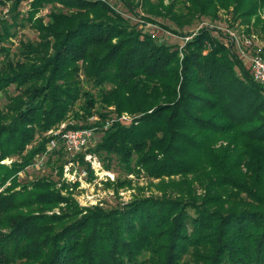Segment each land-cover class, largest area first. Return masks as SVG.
<instances>
[{
    "label": "trees",
    "instance_id": "trees-1",
    "mask_svg": "<svg viewBox=\"0 0 264 264\" xmlns=\"http://www.w3.org/2000/svg\"><path fill=\"white\" fill-rule=\"evenodd\" d=\"M187 1L186 18L231 5L251 17L264 5ZM150 2L142 3L146 15H170L164 0H156L159 10ZM48 3L66 11L37 21V40L21 41L19 57L0 67V93L16 91L0 109V264H264V85L206 27L179 50L129 25L105 0H31L29 23ZM14 18L0 19V51ZM80 71L98 87L96 98L81 88ZM81 96L85 111L98 102L138 114L112 121L87 151L115 154L129 169L134 161L136 171L161 179L160 194L79 208L51 178H21L51 137L36 134L74 114ZM65 151L58 138L45 155L60 176ZM85 152L71 161L85 163Z\"/></svg>",
    "mask_w": 264,
    "mask_h": 264
},
{
    "label": "rangeland",
    "instance_id": "rangeland-1",
    "mask_svg": "<svg viewBox=\"0 0 264 264\" xmlns=\"http://www.w3.org/2000/svg\"><path fill=\"white\" fill-rule=\"evenodd\" d=\"M30 1L22 0L16 7H14V0H5L3 3H0V19H5L10 25L14 23L15 16L18 15L19 20V24H15L10 28L11 35L8 37V41H4L3 43L5 50L0 51V67L7 64V62H14L19 57L21 41L35 42L37 40L38 31L33 26L37 21L47 24L50 21V17L48 16L50 11H66L58 3L44 4L33 14L32 20L35 21L29 23ZM105 1H108L121 12L128 19L129 25L135 26L142 33L150 34L159 43L176 44L179 50H181L185 41L192 38L199 28L206 27L209 29L211 35L217 36L226 48L233 49L234 52V47L229 45L233 37L230 32L253 36V40L257 43L254 49L258 48L261 55L264 56V49H262L264 48V5L251 17L237 15L234 13L233 6L231 5L227 8L217 7L214 15L206 13L194 14L192 18H186L182 17V15L187 11V0H164L166 5H171L170 15L165 11H160L161 13L158 15H146L149 4H142L145 0H129L136 12L142 16L139 17V15H131L121 0ZM150 1V6L154 7L152 10H159L156 0ZM261 3L262 1L259 0V6ZM174 14L181 16L179 18L180 23H177L172 18ZM148 17L151 19L147 20ZM257 17L260 19L259 23H255ZM190 20L192 21L191 24L187 25V22ZM235 54L251 74L247 61L240 58L236 52ZM83 75V72L80 71V77L82 78L81 88L91 94L93 98H96L98 87L93 86L91 82L85 80ZM15 92L14 85H10L6 91L0 93V109L4 108L8 95ZM83 101L84 96H81L74 104L73 112L75 113H71L67 119L42 133H37L36 141L41 137L46 138L51 136V129L68 128L66 127L67 125L91 127L94 131L92 143L80 151L81 153L86 151L84 154L85 163L79 160L71 161V154L65 151L62 157L64 162L63 172L60 176L55 165L53 163H45L46 156L39 155L35 157L31 165L26 167L25 172H20L21 178L28 180L41 176L51 178L56 181V187L61 190L62 194L70 196L79 208L99 205L109 209L114 206H121L123 203H127L134 198H144L149 195L160 194L161 179L148 176L141 169L136 171L137 167L134 161L132 164L135 167L129 169L115 154L106 153L102 150L100 152L87 151L89 147H94L101 140L104 130L109 127L112 121L117 119L118 121L123 120V122L130 123L138 114L127 111L118 114L117 111H114L113 105L107 106L105 110L100 107L98 102L93 108L85 111L84 107H82ZM100 112H103L107 116H100ZM13 159L14 157L5 158L3 162L9 163ZM87 164L90 166V170L88 171L86 170ZM164 180H169V178L165 177ZM194 185L197 189L201 186L197 182ZM171 187L173 186L167 185L164 188ZM60 205H64V203L61 202ZM47 212H59V207H54Z\"/></svg>",
    "mask_w": 264,
    "mask_h": 264
},
{
    "label": "built area",
    "instance_id": "built-area-1",
    "mask_svg": "<svg viewBox=\"0 0 264 264\" xmlns=\"http://www.w3.org/2000/svg\"><path fill=\"white\" fill-rule=\"evenodd\" d=\"M230 34L233 37L229 45L234 47L240 58L247 61L254 80L264 85V56L261 55L258 48L254 49L257 43L253 40V36L239 35L234 32H230ZM50 132L52 133L51 138L46 144L45 152L40 156H45L49 150L55 147L58 138L63 140L65 148L71 155H74L92 143L94 134L91 127L51 129Z\"/></svg>",
    "mask_w": 264,
    "mask_h": 264
}]
</instances>
